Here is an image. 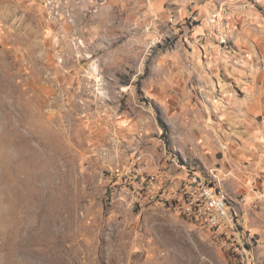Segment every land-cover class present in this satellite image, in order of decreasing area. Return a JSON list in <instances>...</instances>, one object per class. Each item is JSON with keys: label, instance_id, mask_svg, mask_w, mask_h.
Masks as SVG:
<instances>
[{"label": "rangeland", "instance_id": "1", "mask_svg": "<svg viewBox=\"0 0 264 264\" xmlns=\"http://www.w3.org/2000/svg\"><path fill=\"white\" fill-rule=\"evenodd\" d=\"M211 21L151 25L141 0H0V264H239L236 244L264 264V193L226 183L205 39L235 50ZM192 173L225 192L233 227L174 201Z\"/></svg>", "mask_w": 264, "mask_h": 264}, {"label": "crops", "instance_id": "2", "mask_svg": "<svg viewBox=\"0 0 264 264\" xmlns=\"http://www.w3.org/2000/svg\"><path fill=\"white\" fill-rule=\"evenodd\" d=\"M141 1L155 26L167 18L182 20L192 13L222 19L234 53L221 50L213 39L205 40L209 72L214 76L210 88L219 93L211 100L212 107L220 110L222 134L233 144L232 157L226 156L229 161L225 163L233 175L226 183L233 193L239 186L252 198L257 192L264 193V0ZM194 31V40H201L204 24ZM224 74L234 75L235 85L222 80ZM245 159L250 161L247 170L239 165ZM259 204L264 206L263 201H257Z\"/></svg>", "mask_w": 264, "mask_h": 264}, {"label": "built area", "instance_id": "3", "mask_svg": "<svg viewBox=\"0 0 264 264\" xmlns=\"http://www.w3.org/2000/svg\"><path fill=\"white\" fill-rule=\"evenodd\" d=\"M210 23L213 26L212 31L218 32L221 44L228 49L229 42L223 24L214 18ZM192 174L187 187L181 189L174 197V201L180 205L184 214L196 221H204L211 228L222 225L233 227L239 212L230 205L225 192L216 188L212 180L200 174ZM260 197L264 200V194ZM234 251L239 264H254L248 250L241 244L234 245Z\"/></svg>", "mask_w": 264, "mask_h": 264}, {"label": "trees", "instance_id": "4", "mask_svg": "<svg viewBox=\"0 0 264 264\" xmlns=\"http://www.w3.org/2000/svg\"><path fill=\"white\" fill-rule=\"evenodd\" d=\"M159 119H160V116H159Z\"/></svg>", "mask_w": 264, "mask_h": 264}]
</instances>
